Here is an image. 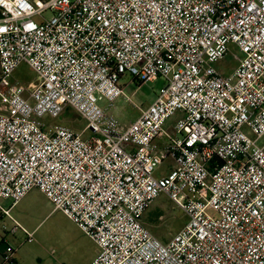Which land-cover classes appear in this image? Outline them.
<instances>
[{
	"label": "built area",
	"instance_id": "2783aa9c",
	"mask_svg": "<svg viewBox=\"0 0 264 264\" xmlns=\"http://www.w3.org/2000/svg\"><path fill=\"white\" fill-rule=\"evenodd\" d=\"M125 78L166 83L127 127ZM70 111L86 139L56 123ZM263 135L264 0H0V202L40 191L100 248L91 264H264ZM162 195L188 218L166 243L143 224Z\"/></svg>",
	"mask_w": 264,
	"mask_h": 264
},
{
	"label": "rangeland",
	"instance_id": "374dc122",
	"mask_svg": "<svg viewBox=\"0 0 264 264\" xmlns=\"http://www.w3.org/2000/svg\"><path fill=\"white\" fill-rule=\"evenodd\" d=\"M236 55H238L237 50L231 49V53L227 58L215 64L214 67L225 75L230 74L238 65L235 59ZM14 77L26 85L35 83L37 78L35 72L25 64L14 72ZM165 84L163 79L145 83L141 86L130 78L121 80L119 86L123 90V94L121 99L115 102L113 108V113L121 125L123 127L128 126L135 117L139 116V108H146L152 104L156 99L157 93ZM104 105V103L101 104V106ZM177 119L178 116L171 118L163 127V130L175 134L174 124ZM56 123L63 126L68 125L80 134L87 127V122L72 111L67 112ZM250 136L253 137V135ZM81 138L86 139V136L81 134ZM263 145L264 135L259 142V146ZM163 147L164 144L157 142L155 150L161 151ZM171 166L170 161H165L157 170L156 176L167 175ZM0 206L5 210H9L11 202L3 200L0 202ZM154 208H159L160 212L158 216H155L154 220H152L153 217L149 218L152 220L153 225L157 227V230L165 236L168 235L166 239L175 236L188 222L187 216L180 209L174 207V204L165 195L160 196L156 200L146 217L154 215ZM53 209L51 202L40 191L32 190L15 208L11 209L10 217H6L5 223L7 225L15 226L18 223L27 231L33 233L34 236V242L29 243L26 241V235H24V240H22L24 244L17 250V254L21 257V264H39L37 262L38 258L45 259L44 264H52L54 259L62 263L61 256H65L71 251L77 252V244L84 246L87 256L92 253L91 242H89L85 234L61 211L53 212ZM19 232L21 231L19 230ZM77 235L83 236L78 243L74 240ZM18 236L23 239V235L18 234ZM64 264L72 263L64 261Z\"/></svg>",
	"mask_w": 264,
	"mask_h": 264
},
{
	"label": "crops",
	"instance_id": "0c3cea01",
	"mask_svg": "<svg viewBox=\"0 0 264 264\" xmlns=\"http://www.w3.org/2000/svg\"><path fill=\"white\" fill-rule=\"evenodd\" d=\"M147 108V107H146ZM145 109V108H144ZM115 115V114H114ZM139 115H140V113H139ZM117 118V117H116ZM135 119H137V117H135L134 118V120ZM133 120V121H134ZM132 121V122H133ZM168 122V121H167ZM127 127V126H126ZM157 142H159V143H162V144H166V142H167V140L165 139V138H159L157 141H156V143ZM167 161H170V163H171V167H173V161H171V160H167ZM161 176H164V175H161ZM8 201V200H7ZM52 204V203H51ZM53 205V204H52ZM16 207V206H15ZM15 207H12V204H11V206H10V215H11V209H13V208H15ZM54 207V206H53ZM159 209V208H158ZM160 210V209H159ZM53 212H55L54 211V209H53ZM148 213V212H147ZM147 213L145 214V216H144V218H143V224L153 233V235L155 236V237H157L158 239H160L161 241H163L164 243H166V242H168V241H170L173 237H171V238H169V239H166L167 237L166 236H168V235H164L163 233H161L159 230H157V227H155L154 225H153V223H149L148 222V220H147V217H146V215H147ZM11 218H13V220H15L14 219V217L13 216H11ZM5 219H6V217H0V227L2 226V225H5L6 227H7V229H8V231H6V232H3L2 230H1V228H0V262H1V259H2V256H3V254H4V252H5V247L6 246H11V247H13V248H15L16 249V254H15V257H14V262H13V264H21V257L19 256V254H17V250L21 247V245H23L24 243H23V241L22 240H24V232H19V231H17L15 234H12L11 233V230L13 229V225H7L6 223H5ZM79 229V228H78ZM27 230V229H26ZM80 230V229H79ZM81 231V230H80ZM29 232V231H28ZM82 232V231H81ZM83 233V232H82ZM18 234H21V235H23V239H21L19 236H18ZM86 236V235H85ZM83 236H78L77 235V237H74V240H75V242H79V239H81ZM87 237V236H86ZM88 239H89V242H91V248H92V253L91 254H89L88 256L86 255V253H85V248H84V246H80V245H78L77 243V249H78V251L77 252H74V251H71V252H69L67 255L65 254V256L64 255H62L61 256V262L62 263H60V261L59 260H57V259H54V262L52 263V264H64V261H67V263H72V264H91L97 257H98V255H99V253H100V248L97 246V244L94 242V241H92L89 237H87ZM16 244H18L17 246H16ZM19 246V247H18ZM64 260V261H63ZM37 262L39 263V264H44V262H45V259H42V258H38L37 259Z\"/></svg>",
	"mask_w": 264,
	"mask_h": 264
},
{
	"label": "trees",
	"instance_id": "16d2710c",
	"mask_svg": "<svg viewBox=\"0 0 264 264\" xmlns=\"http://www.w3.org/2000/svg\"><path fill=\"white\" fill-rule=\"evenodd\" d=\"M138 85L141 86L142 84H138ZM153 211H154V215L147 216V220H148V222H149L150 224L152 223V220L155 219V216H158V214H159V212H160L158 208H154ZM149 217H150V218L153 217V219L151 220Z\"/></svg>",
	"mask_w": 264,
	"mask_h": 264
}]
</instances>
